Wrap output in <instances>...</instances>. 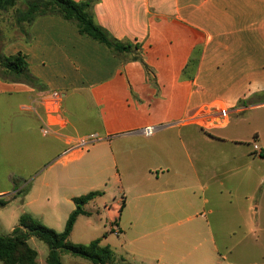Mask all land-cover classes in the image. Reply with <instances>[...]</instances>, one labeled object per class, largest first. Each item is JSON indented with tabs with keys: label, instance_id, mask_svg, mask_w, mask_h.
<instances>
[{
	"label": "crops",
	"instance_id": "crops-1",
	"mask_svg": "<svg viewBox=\"0 0 264 264\" xmlns=\"http://www.w3.org/2000/svg\"><path fill=\"white\" fill-rule=\"evenodd\" d=\"M91 12L111 38L139 45L149 74L141 61L114 54L55 14L26 24L27 37L17 27L0 29V54H24L40 83L0 78V160L38 163L28 176L55 158V143L39 142L44 94H59L66 120L49 136L61 144V158L46 170L53 182L26 189L18 218L29 213L42 221L47 206L64 202L62 230L73 198L98 191L68 236L87 244L93 239L72 238L76 223L114 180L131 190L139 213L129 219L137 237L110 248L112 264L115 254L122 264H239L233 256L257 253L264 259L263 149L257 145L263 156L256 155L252 143L227 130L235 116L264 107V0H92ZM221 110L223 121L215 122ZM90 134L97 138L64 153L66 137ZM226 143L243 147L242 156L216 149ZM113 205L110 234L123 230L112 224L127 206L124 197ZM110 234L99 236L100 246H110ZM232 240H241L234 254ZM67 263L90 264L72 255Z\"/></svg>",
	"mask_w": 264,
	"mask_h": 264
},
{
	"label": "rangeland",
	"instance_id": "rangeland-1",
	"mask_svg": "<svg viewBox=\"0 0 264 264\" xmlns=\"http://www.w3.org/2000/svg\"><path fill=\"white\" fill-rule=\"evenodd\" d=\"M34 0H10V4L5 6L3 10H0V29L1 31H13L16 27L21 31L24 32L25 25L23 24L22 27H19L16 22L17 16L24 11L28 4L33 2ZM17 31V30H16ZM230 135L235 136L238 139H241L245 142L256 143L259 147L263 149L264 153V107L247 111L242 113L238 116H235L227 128ZM258 133L257 140L253 139V133ZM40 137V135H39ZM37 136V138H39ZM46 141V142H54V147L52 148L51 152L55 153L52 160L46 161L41 164L40 168L36 171L31 172L26 175L27 169L38 165L36 162H28L18 164L12 161H3L0 160V191L8 192L9 194L0 195V199L6 200V205L0 207V234L7 235L10 232V229L17 224L18 215L21 213V196L26 191L29 186L43 188L45 183H51L52 178L49 177L48 171H46L51 164H53L56 159L61 158L58 152L61 144L57 141H54L51 137H40L39 142ZM221 147L216 149H221L223 147L230 149L231 152L238 156H242L243 154V147L241 146H234L229 145V143L221 144ZM231 146V147H230ZM95 147L89 149V154L92 153ZM258 155V154H256ZM34 156V155H32ZM84 158V157H83ZM264 160V156L262 157ZM264 165V161H263ZM89 169H93L94 165L86 166ZM90 176V174H88ZM98 179L93 177L91 179L92 184H96ZM145 185H147V181L142 180ZM230 183L232 180L229 181ZM238 180H233V183H237ZM108 188L106 194L94 199V201L89 202L86 206V209L90 212L89 216L80 217L76 223L75 229L72 233V238L75 240L87 241V239H94L96 237L101 236L102 234H110L109 232L111 224L107 222V219L112 218L114 201H119L121 197H124L125 205L127 204L125 211L123 212L122 216L117 219L116 224H112L117 228V225L122 227L121 232H113L110 234L107 243L110 245L111 249L113 248H120L121 245L124 243H128L130 240L135 239L137 237V228L132 227L129 225V219L134 218V215L139 213V209L135 203L133 198V193L130 189H125L124 185L120 181H109ZM20 189L19 194L14 195L13 191H17ZM12 192V193H11ZM114 201H113V199ZM119 203V202H118ZM66 209V204L64 202L54 203L51 206L46 207V213L48 218L45 216L44 218H40L44 225L56 230L61 231L60 225L63 219V212ZM109 209V211H108ZM131 221V219H130ZM70 240V239H69ZM29 246L33 248L37 252V261L40 264H46L45 259L48 252V246L41 240L37 239L36 237L32 236L29 237L27 240ZM75 243V242H74ZM80 243V242H77ZM244 244V243H243ZM231 245H233L232 253L236 252L241 245V240H232ZM119 251V250H118ZM117 255L115 254V260L118 264H122L116 259ZM61 258L63 264L67 263V258H71V255L68 253H61ZM231 259V258H230ZM87 260V259H86ZM88 261V260H87ZM230 261H236L239 264H248V263H255L258 264L264 263V259H261V255L253 254L251 258L248 259H241V258H232ZM92 264L90 261H88ZM0 264L2 262L0 261Z\"/></svg>",
	"mask_w": 264,
	"mask_h": 264
},
{
	"label": "trees",
	"instance_id": "trees-1",
	"mask_svg": "<svg viewBox=\"0 0 264 264\" xmlns=\"http://www.w3.org/2000/svg\"><path fill=\"white\" fill-rule=\"evenodd\" d=\"M91 3L92 0L79 2L74 0H34L17 16L16 22L19 27H22L23 24L30 23L39 15H58L64 20L72 22L80 34L105 45L114 54L141 61L149 74L151 70L141 58L139 45L111 38L94 22ZM8 4H10V0H0V10H3ZM23 33L27 37V32ZM0 78L5 81L23 82L34 87L40 85L38 79L28 71L25 55L21 52L9 56L0 54ZM260 156L263 154L260 153ZM99 194L98 191H90L74 197L75 208L69 213L61 231L44 225L29 213L21 214L18 223L9 234H0V261L2 264H38L37 252L27 242L28 238L32 236L48 246L46 264H62L60 256L63 252L87 259L92 264H112L113 252L110 247L99 245V237L87 244L73 243L68 239L77 216L88 215V212L83 209V205ZM6 203V200L0 199V207Z\"/></svg>",
	"mask_w": 264,
	"mask_h": 264
},
{
	"label": "built area",
	"instance_id": "built-area-1",
	"mask_svg": "<svg viewBox=\"0 0 264 264\" xmlns=\"http://www.w3.org/2000/svg\"><path fill=\"white\" fill-rule=\"evenodd\" d=\"M38 103L42 107L44 113V118L39 126L41 135L44 137L58 135L66 123L62 108L59 103V94L56 92L46 93L39 99ZM224 115V110L217 112L215 116V122L221 123L223 121L221 119L224 118ZM143 132L146 135L150 134L151 128H145ZM96 138L97 136L94 134L77 138L66 137V143L68 147L65 149L64 153L75 149L84 148ZM252 148L256 154L260 155L261 150L256 143H252Z\"/></svg>",
	"mask_w": 264,
	"mask_h": 264
}]
</instances>
